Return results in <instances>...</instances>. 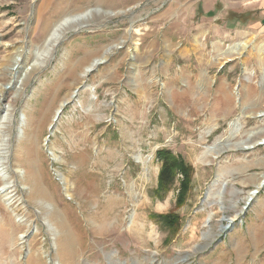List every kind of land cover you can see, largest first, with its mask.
Listing matches in <instances>:
<instances>
[{"label":"rangeland","instance_id":"obj_1","mask_svg":"<svg viewBox=\"0 0 264 264\" xmlns=\"http://www.w3.org/2000/svg\"><path fill=\"white\" fill-rule=\"evenodd\" d=\"M196 2L0 0V264H264V31Z\"/></svg>","mask_w":264,"mask_h":264},{"label":"crops","instance_id":"obj_2","mask_svg":"<svg viewBox=\"0 0 264 264\" xmlns=\"http://www.w3.org/2000/svg\"><path fill=\"white\" fill-rule=\"evenodd\" d=\"M205 12L213 9L215 3L219 4V15L223 16L227 11L236 16L234 22L241 26L246 25L249 33H254L261 28L264 31V0H196ZM219 16V17H220ZM241 19V20H240ZM260 142V141H259Z\"/></svg>","mask_w":264,"mask_h":264},{"label":"bare ground","instance_id":"obj_3","mask_svg":"<svg viewBox=\"0 0 264 264\" xmlns=\"http://www.w3.org/2000/svg\"><path fill=\"white\" fill-rule=\"evenodd\" d=\"M95 10V9H94ZM92 12V11H91ZM77 13V12H76ZM88 14H90L89 13V10L87 9L86 11H84V12H82V13H78V14H73V15H66V16H64L63 18H61L58 22H56L54 25H53V27L51 28V30H50V32H49V34H48V36H47V38H46V40L44 41L45 42V45H46V47H51L56 41H58L59 40V38H60V36L63 34V32H64V30L66 29V27L67 26H69V25H71L73 22H76L77 21V19H80V18H83L84 16H87ZM87 19V18H86ZM85 20V19H84ZM79 21V20H78ZM80 22V21H79ZM75 25V24H74ZM100 60V59H99ZM99 60L98 59H95V60H93L92 61V63H90V65H88L86 68H85V70L86 69H88L89 67H91L92 65H93V63L94 62H99ZM13 62H15V63H19L18 62V60H17V58H15L14 57V61ZM84 70V72H86ZM176 101V100H175ZM194 111V110H193ZM250 115H252L253 113H249ZM261 115V116H264V110H260V111H258V113H257V115ZM166 133V132H165ZM260 142H262V141H264V137L263 138H261L260 140H259ZM259 142V143H260ZM210 146V145H209ZM245 146V148H251L253 145H251V144H246V145H244ZM206 148V147H205ZM244 148V147H243ZM215 149L214 148H212V147H210V148H208L207 147V150H205L204 152H203V154L204 155H206V154H208V153H210V152H212L213 153V151H214ZM216 151V150H215ZM216 153V152H215ZM218 154V153H217ZM52 155V154H51ZM207 157V156H206ZM206 159V158H205ZM0 160H2V158H0ZM0 176L2 177V178H5V177H7V173H6V166L5 165H2V163H1V161H0ZM7 183H9V182H6V183H4V185L2 186V188H1V192H0V196L2 197V199L5 201V203L6 204H8V202L9 201H11V198H10V195H9V191L7 190L8 189V187H9V185L7 184ZM261 184H262V182L261 181H259L257 184H256V187H255V190H250L249 191V193H248V196L246 197V200L247 201H253L255 198H256V192H257V190L261 187ZM8 185V186H7ZM252 199V200H251ZM246 201V202H247ZM249 201V202H250ZM248 202V203H249ZM55 216V215H54ZM229 221H231L230 223H232V219H229ZM49 226H51V230L52 231H55V234H56V232H58V231H56L55 229H54V227L52 226V223H49ZM52 227H53V229H52ZM58 234V233H57ZM56 264H60L58 261H57V263Z\"/></svg>","mask_w":264,"mask_h":264},{"label":"trees","instance_id":"obj_4","mask_svg":"<svg viewBox=\"0 0 264 264\" xmlns=\"http://www.w3.org/2000/svg\"><path fill=\"white\" fill-rule=\"evenodd\" d=\"M158 156L161 158V167L158 173L159 185L162 189L167 190L169 185L172 184L175 175L177 173H181L183 175H187L184 171V164L180 161L178 157L173 155L172 153L164 150L158 151ZM186 188V187H185ZM184 188V189H185ZM179 202L182 201V198H179ZM158 219L161 218L162 221H170L172 222L168 215H161L160 217L156 216Z\"/></svg>","mask_w":264,"mask_h":264},{"label":"water","instance_id":"obj_5","mask_svg":"<svg viewBox=\"0 0 264 264\" xmlns=\"http://www.w3.org/2000/svg\"><path fill=\"white\" fill-rule=\"evenodd\" d=\"M99 62H94L93 63V65L91 66V67H89L88 69H86L85 71V73H87V72H90L95 66H96V64H98ZM83 85H81L80 86V88L82 87ZM79 87L77 88V89H75V91L72 93V95L70 96V98H73L76 94H77V92L79 91V89H80ZM68 101L67 100H64L63 102H62V104L59 106V108H58V110L56 111V113H55V115H54V118H53V120H52V123L50 124V126H49V130H50V132H52V129L54 128V126H55V124H56V122H57V120H58V118H59V116H60V113H61V111H62V108H63V106L67 103ZM257 116H261L260 114L259 115H257ZM49 140V135H47V137H46V140H45V143L47 142ZM262 143H264V141H262V142H260L259 144H262ZM46 150H47V153L49 154V155H51L52 153H51V151L50 150H48V147H46ZM264 182V180L262 181V183ZM250 201V200H249ZM248 201V202H249ZM248 202H247V204H248ZM225 218V217H224ZM223 218V219H224ZM227 219V218H226ZM228 221H229V219H227ZM230 222V221H229ZM225 227V226H224Z\"/></svg>","mask_w":264,"mask_h":264}]
</instances>
